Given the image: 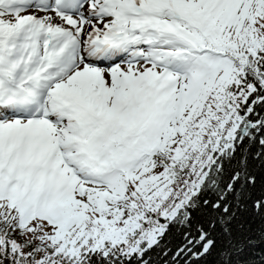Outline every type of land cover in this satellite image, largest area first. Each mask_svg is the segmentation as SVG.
Masks as SVG:
<instances>
[{
  "label": "snow or ice",
  "instance_id": "obj_1",
  "mask_svg": "<svg viewBox=\"0 0 264 264\" xmlns=\"http://www.w3.org/2000/svg\"><path fill=\"white\" fill-rule=\"evenodd\" d=\"M264 0H0V264H264Z\"/></svg>",
  "mask_w": 264,
  "mask_h": 264
},
{
  "label": "trees",
  "instance_id": "obj_2",
  "mask_svg": "<svg viewBox=\"0 0 264 264\" xmlns=\"http://www.w3.org/2000/svg\"><path fill=\"white\" fill-rule=\"evenodd\" d=\"M241 222L245 226L241 231H243L245 234H247L249 229L255 233L264 228V221H262L259 216H256L252 213H244L241 217Z\"/></svg>",
  "mask_w": 264,
  "mask_h": 264
}]
</instances>
